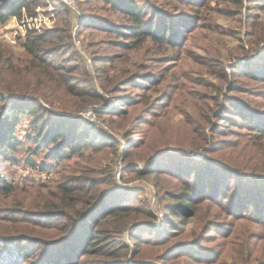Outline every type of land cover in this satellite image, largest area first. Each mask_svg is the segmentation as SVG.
<instances>
[{
    "label": "rangeland",
    "instance_id": "1",
    "mask_svg": "<svg viewBox=\"0 0 264 264\" xmlns=\"http://www.w3.org/2000/svg\"><path fill=\"white\" fill-rule=\"evenodd\" d=\"M76 1L79 15L60 0H43L26 14L44 10L37 33H65L69 46L54 43L63 46L59 61L69 60L62 64L71 66L80 91L99 98L81 109L84 98L78 94L69 103L60 91L38 87L37 77L11 82L7 75L11 86L0 85V121H13L16 102L38 101L48 109L46 116L53 113L39 123L42 128L57 127L65 120L61 114L82 116L92 121L91 136L101 147L83 143L64 159L51 154L52 145L36 151L35 119L20 117L13 137L18 149L7 151L13 161L0 157V175L12 186L0 189V245L6 242L0 264H39L17 259L7 238L54 239L55 232L44 235L33 223L42 218L34 212L59 204L61 183L85 186L87 176L98 183L94 192L119 190L90 224L107 208L128 207L105 224L122 231L115 235L127 246V264H264V133L254 127L264 126V0H136L148 19L166 20L175 44L131 37L125 13L104 0ZM18 21L12 17L7 26ZM29 32L17 43L0 38L22 58L14 61L18 65L27 57ZM193 185L196 212L169 233L175 208L182 206L180 194ZM205 185L217 200L203 198ZM88 229L76 239H87ZM79 264L106 263L95 252Z\"/></svg>",
    "mask_w": 264,
    "mask_h": 264
},
{
    "label": "trees",
    "instance_id": "2",
    "mask_svg": "<svg viewBox=\"0 0 264 264\" xmlns=\"http://www.w3.org/2000/svg\"><path fill=\"white\" fill-rule=\"evenodd\" d=\"M104 1L106 4L112 5L113 9H120V11L125 13L131 23V37L136 38L142 36L141 40L150 38L153 41L163 40L172 42V44L176 43L173 38L176 34L172 32L170 34L171 28L166 23V20L162 19L157 24L148 19L149 17L145 14V10L142 9L136 0ZM201 1L199 0V2ZM42 4L43 0H0V23L4 24L12 17L20 19L24 11L25 13L32 14L36 7ZM159 28L161 29L159 30ZM59 31L51 30L42 33L35 31L29 32L24 43L27 57L21 60L23 65H18L14 62L16 58H22L17 57L13 50L0 44V85L9 83L5 87L8 88L11 86V83L7 80V75L13 76L11 82L16 81L15 77L31 76L33 79L37 77L41 80V84L38 87L60 91L69 103L72 101L70 99L77 94L78 96H82L84 99L81 100V109L86 108L90 106L92 101L97 100L99 95L96 92L92 94L80 91L77 82L72 76L71 66L67 67L63 65L64 63H68L69 60L59 61L60 50L63 46H60L61 44H54L56 43L55 41H61L64 47L66 45L69 46L67 43L64 44L67 39L65 33L60 34ZM121 37H123V34ZM47 45L51 46L48 50L45 49ZM3 102L4 99L0 96V103ZM14 107L15 118L13 121H0V157H3L5 161H13V158L8 155L9 153L7 151L9 150L13 153L18 149V143L13 139L15 128L20 117L27 114L35 119L32 122V126L36 131L35 142H39L36 151H40L42 146L50 147L52 145L51 154L55 158L64 159L80 150L81 148L76 147H80L83 143L86 146L95 147L94 150L96 151L101 147V143H95V139L91 136L94 131L91 128L92 121L88 118L85 119L82 116L71 117L61 114L57 117L64 118L65 120L57 121V127L51 128L46 124L42 128L39 123L45 121L46 118L48 120L49 115L53 113L49 111V115L46 116L48 109L41 102L34 100L30 102H16ZM254 127L264 133V128H261L264 126L257 125ZM31 137L29 136V138ZM62 148L63 150H61ZM177 165L179 164H174V166ZM87 177H84L87 179L85 186H80L73 182L61 183L55 194L59 204L52 208H40L34 212L42 218L38 220L34 219L33 223L40 225V229L44 231V235H48L45 234L47 232H55L57 235L53 234L55 235L54 239L31 238L26 234L7 238L8 245L17 248L15 249L16 253L14 255L17 259L22 258L25 263L38 261L39 264H45L43 260L49 257L48 264H79L83 257L98 252L99 255L103 256L106 264H127L123 252L127 246H124L123 242L115 235L122 233V231L120 229L108 230L105 228V224L108 223L109 217L117 215L123 209L128 210V207L119 205L118 207L113 206L109 209L107 208L102 216L90 224V217L103 209L119 193V190L115 186H112L106 190L94 192L93 190L98 186V183L94 178ZM88 180H91V182H87ZM86 187L87 191L84 196L80 195ZM196 187L197 185L187 186V191L180 194L181 197L178 200L182 206L175 208L177 215H175L176 218L174 220L169 221V233H172L173 229L182 227L185 222L184 217H188L189 219L194 216L198 204L195 198L196 192L192 190H196ZM203 187L205 190L202 192L204 199L208 198L210 201H214L219 198L210 196L212 193L209 194V188L206 185ZM1 188H4L6 192L12 190V186H8L7 180L2 175H0ZM251 196L252 194L250 193L245 195L246 199ZM239 198L243 199L241 197ZM72 200L78 202L75 204L72 203ZM224 205L226 206V204ZM229 205L232 206L231 204ZM230 206L229 208L232 209ZM246 212L243 210L236 214L243 216ZM55 216H58L60 220L53 221ZM258 218L261 220V216ZM87 225H90V229L87 232V239H83L82 237L76 239L79 236L78 233L82 229H85ZM72 237L74 238L72 239ZM136 241L138 242V240ZM3 243L6 245L4 240ZM39 243H42L44 247L40 248ZM5 245L1 244L0 247L3 248Z\"/></svg>",
    "mask_w": 264,
    "mask_h": 264
},
{
    "label": "built area",
    "instance_id": "3",
    "mask_svg": "<svg viewBox=\"0 0 264 264\" xmlns=\"http://www.w3.org/2000/svg\"><path fill=\"white\" fill-rule=\"evenodd\" d=\"M60 1L66 4L74 14L79 15L80 7L76 0H60ZM48 11L50 13H53L52 11H54V8L52 7V5H50ZM43 12L44 10H42L41 8H37L34 16L31 15L30 17H28L27 14L24 12V14L21 17L22 19L20 18V21H18L17 25L13 27L7 26V22L4 23L5 25L0 28V38L6 42L17 43L18 39L20 37H25L28 31H35V30L40 31L42 27L41 24L42 21H40L39 19ZM9 97H11V99H15V98L28 99V97H24V96H9Z\"/></svg>",
    "mask_w": 264,
    "mask_h": 264
}]
</instances>
